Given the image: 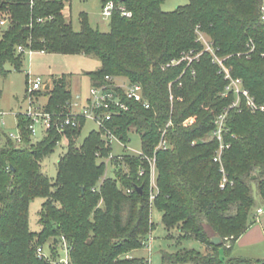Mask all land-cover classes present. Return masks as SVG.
I'll return each mask as SVG.
<instances>
[{
    "label": "trees",
    "instance_id": "trees-1",
    "mask_svg": "<svg viewBox=\"0 0 264 264\" xmlns=\"http://www.w3.org/2000/svg\"><path fill=\"white\" fill-rule=\"evenodd\" d=\"M101 1L123 6L131 17L114 11L106 33L92 29L83 17L81 30L74 32L62 14L64 0H0V21L6 25H0V76L6 75V65L21 67L24 54L17 48L23 47L96 57L100 68L87 73L91 85L102 83L106 75L139 83L150 108L128 102L129 110L113 117L110 130L122 144L128 142L131 130L139 135L143 154L155 156L157 194L152 203L161 212L164 228L176 242L192 239L203 248L202 252L183 249L162 254V260L252 264L231 256L221 260L219 251L228 252L251 226L256 209L253 187L264 204V117L245 109L228 112L225 142L230 148L222 155L228 182L222 189L219 166L212 161L217 142L210 136L213 119L234 96H222L226 81L207 52L185 71L183 64L163 67L182 52L203 51L196 41L198 31L225 58L232 76L242 80L257 103L264 104L262 0H188L171 12L161 9L166 0ZM251 46L253 51L247 54ZM52 82L48 90L36 94L47 97V110L56 111L72 98V92L64 78ZM16 117L20 143L5 137L0 148V264H51L60 256L61 238L69 248V264H147L144 259L129 258L131 252L145 247L154 228L147 162L120 154L109 164L113 177L103 178L111 145L95 130L79 142L85 124L80 120L77 128L66 131V150L51 180L40 164L61 139L56 125L35 141L27 120ZM168 121L172 125L166 129ZM164 130L169 148L154 154ZM141 169L145 173L139 176ZM138 187L142 193L136 191ZM36 198L43 202L40 229L33 232L28 209ZM204 225L221 238L220 245L210 243ZM226 236H232L229 247ZM45 241L49 261L36 256Z\"/></svg>",
    "mask_w": 264,
    "mask_h": 264
},
{
    "label": "rangeland",
    "instance_id": "rangeland-1",
    "mask_svg": "<svg viewBox=\"0 0 264 264\" xmlns=\"http://www.w3.org/2000/svg\"><path fill=\"white\" fill-rule=\"evenodd\" d=\"M264 4V0H262ZM188 0H166L161 5L164 12L174 11L177 7L185 6ZM103 3L101 0H64L63 16L70 22L74 32L81 30V21L86 17L88 25L95 30L106 33L109 31V18L102 15ZM6 27V25L1 26ZM100 68V61L92 55L83 54H55L44 52H33L32 54L25 53L22 58V65L16 69L10 65L5 66L6 75L0 76V148L6 138L19 136L17 115L22 117V114L27 110L29 101L26 97L30 89V82L36 78H40L43 84L53 83V80L64 78L69 85L72 93H82L88 95V90L91 86V81L87 73L94 72ZM33 106H45L47 97L44 95H36ZM96 125L86 120L81 128L79 142L92 130H96ZM37 135L35 141H40L45 136L43 131L36 129ZM128 142L121 145L118 142L111 144V155L120 154L137 155L141 149V141L139 135L131 130L128 134ZM13 143H16L12 140ZM10 143L11 146L16 145ZM78 143V141H77ZM65 146L58 144L52 154L45 158L40 166L41 171L51 180H54L57 175V163L65 153ZM105 177H113L112 167L108 164L103 175ZM151 189L148 187L150 197ZM155 193L156 190L153 189ZM156 195V194H155ZM253 196L256 200V209L254 219L251 226L259 228V239L247 241L248 238L239 243L236 241L232 248L226 252L224 248L219 251L221 260H225L229 256H235L246 261L261 260L264 262V204L261 203L255 187H253ZM150 201V199H149ZM43 199L36 198L29 204L28 223L29 228L33 232H38L40 226L38 224L39 212ZM150 220L153 224V230L148 235V240L145 247L135 250L129 254L132 259H144L148 264H170L162 260V254H175L183 249H192L202 252L201 244L192 239H184L179 243L169 235L162 223L161 212L150 201ZM260 208L263 213L256 215V210ZM204 230L209 236H213L214 232L204 225ZM172 236V235H171ZM232 236L224 237L225 244L230 245ZM48 240V239H47ZM46 240V241H47ZM43 242L40 246L48 253L47 242ZM54 261V260H53ZM52 263V262H51ZM192 264V263H183Z\"/></svg>",
    "mask_w": 264,
    "mask_h": 264
},
{
    "label": "built area",
    "instance_id": "built-area-1",
    "mask_svg": "<svg viewBox=\"0 0 264 264\" xmlns=\"http://www.w3.org/2000/svg\"><path fill=\"white\" fill-rule=\"evenodd\" d=\"M114 11L120 13L122 17L130 18L131 13L127 11L121 5H115L112 1L105 3L102 7V15L104 17L110 18ZM261 19L264 22V4L260 8ZM41 21V20H40ZM0 25H5V21L1 20ZM197 33V42H200L203 45L202 52H195L190 50L187 52L180 53L178 59H172L167 63L163 69H169L181 64L185 65V69H190L193 66V63L199 60V57L202 53L207 52L212 56V62L215 63L219 68V74L223 76V79L226 81L222 96L227 97L230 94L234 96V99L231 103L222 110L212 121L214 129L211 133L210 139H213L217 142V147L214 151L212 161L219 166V172L222 176L219 187L224 188L227 185V177L222 165V155L225 150L230 148V143L225 142V136L228 133V128L226 125V119L228 112L230 110H235L241 112L243 109L249 111L254 115H262L264 117V104H259L256 102L254 97L250 95L249 91L243 86L242 80L239 78H234L232 76L231 68L227 67L224 64L225 58H220L212 45L211 42L200 32ZM17 51L20 53L32 54L33 51L29 49H24L23 47H18ZM253 51V46L249 47V50L246 52L249 54ZM191 74H195V71L192 69ZM180 75L178 77L177 86L181 87L182 82ZM30 89L27 92V99L29 101V106L27 110L22 114V117L27 120V130L29 131L30 137L32 139L36 138L37 131L40 129L46 135L49 130L56 125L58 129V134L61 139L58 144L67 145V135L66 131L68 129H75L79 126L80 120H89L96 125V130L101 138L105 141L106 144L111 145L113 142H118L123 145L118 138L112 133L109 127V123L114 116L120 115L121 113L129 110L128 102L140 104L142 107L149 109V103L144 99L142 86L139 83H130L127 80H119L113 76L106 75L102 83L98 85H91L88 90V95L84 96L81 93L72 94V98L63 104L57 106L56 111H49L45 106H33L36 93L46 90L48 86L50 88V83L43 84L40 78H36L30 82ZM172 83L169 84V100L172 102L174 95L171 90ZM48 88V89H49ZM181 101V98H178ZM172 125L171 121H168L166 129ZM166 130L161 134L159 142L155 147L154 154L158 150H166L169 148L168 141L166 139ZM10 139L14 140L16 143H20L21 137L20 134L18 137L9 136ZM233 138V135H231ZM135 157L142 158L148 164L150 180L149 187L150 192V201H153L155 194H157L156 186V166H155V156L149 157L139 152ZM117 157L121 158L119 155L113 156L109 155L105 160L106 165L110 164L111 159ZM113 170V167H112ZM145 173L143 169L139 171V176H142ZM153 189L156 192H153ZM263 213V210L258 208L256 210V215ZM62 248L60 249V256L57 260L52 261L51 264H69V248L63 238ZM36 256L40 260L49 261L50 255L45 253L42 247L36 249ZM147 262V260H146ZM148 264V262H147Z\"/></svg>",
    "mask_w": 264,
    "mask_h": 264
},
{
    "label": "crops",
    "instance_id": "crops-1",
    "mask_svg": "<svg viewBox=\"0 0 264 264\" xmlns=\"http://www.w3.org/2000/svg\"><path fill=\"white\" fill-rule=\"evenodd\" d=\"M70 90V89H69ZM76 93V92H75ZM80 93V92H79ZM72 94H74V93H72ZM82 94V93H81ZM83 95V94H82ZM259 233H260V231H259V228L257 227V226H250L248 229H247V231L244 233V234H242L241 236H240V238L237 240L239 243H241V242H245L244 241V239L246 238H248V240L247 241H249V240H251V241H254V240H257V239H259ZM245 239V240H246ZM226 247H229V245L228 244H226ZM232 248V247H231ZM231 257H235V256H231ZM235 258H238V257H235ZM241 259V258H240ZM250 263H252V264H257V263H261V260H256V261H252V260H250L249 261Z\"/></svg>",
    "mask_w": 264,
    "mask_h": 264
},
{
    "label": "water",
    "instance_id": "water-1",
    "mask_svg": "<svg viewBox=\"0 0 264 264\" xmlns=\"http://www.w3.org/2000/svg\"><path fill=\"white\" fill-rule=\"evenodd\" d=\"M121 1H123V0H121ZM48 86L46 87V90H48ZM254 178V177H253ZM136 191L138 192V193H142V187H138L137 189H136ZM208 237H209V240H210V243L212 244V245H214V246H217V245H220L221 243H222V240H221V238L219 237V236H217L216 234H214L213 236H209L208 235ZM257 264H264V262H261V263H257Z\"/></svg>",
    "mask_w": 264,
    "mask_h": 264
}]
</instances>
